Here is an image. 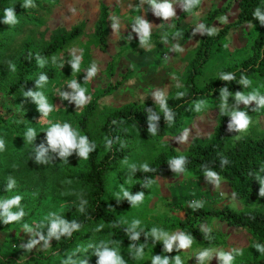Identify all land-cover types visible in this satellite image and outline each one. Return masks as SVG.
<instances>
[{"label":"rangeland","instance_id":"obj_1","mask_svg":"<svg viewBox=\"0 0 264 264\" xmlns=\"http://www.w3.org/2000/svg\"><path fill=\"white\" fill-rule=\"evenodd\" d=\"M239 1L155 0V5H171L174 15L167 18L152 0H53L44 9L27 1L19 4L11 2L10 7L19 10L14 13L15 24L6 23L5 12L0 13V116L4 121L0 125V140L4 141V148L0 150V202L19 195L22 197L20 205L13 206L10 211L15 213L22 208L25 213L19 221L5 224L3 209L0 208L1 264H9V261L25 264L39 253L53 252L54 242L62 235L58 234V240L56 236L49 240L51 220L62 219L64 213L78 206L85 196L76 177L86 170L87 159L82 158L78 150L61 157L60 150H53L48 140L41 139L40 135L55 124L63 126L67 123L77 133V139L85 136L79 125L86 109L95 105L97 109L88 132L96 144L97 157L103 158L108 150L103 133L107 113L132 102H150L160 108L158 96L162 95L165 104L184 91L191 62L209 17L217 10L228 9L210 24V34L218 35L230 28L214 48L212 58L196 84L202 88L216 81L220 74L240 68L251 57L264 7L259 11L260 16L254 15L249 23L232 26L238 19ZM103 6L110 14L106 51L101 50L94 35ZM183 13H187L185 18H181ZM142 23L148 25V36L144 35ZM75 28L83 30L78 40L58 56L30 70L31 79H39L51 72L55 77L53 81L36 89L9 93L12 84L17 82L18 67L26 43L32 51H39L58 32H71ZM77 58L80 59L78 71L73 68ZM93 64L97 71L87 79ZM72 81L85 90L87 99L80 107L73 98L77 90L70 86ZM251 85L245 97L253 93L264 96V83L261 80L255 78ZM28 92L41 93L52 110L45 115L39 102L26 95ZM64 93L67 99L63 98ZM247 108L255 111V114L245 130L235 131L232 143L246 135L264 137V107L260 106L259 98L246 104L236 97L226 101L224 98L209 101L199 105V110L197 106L192 107L186 114L181 132L160 141L146 140L137 133H128L125 145L131 152L124 161L116 163L107 175V200L125 197V191L130 193L138 182L143 166H148L162 151L175 149L180 154L186 153L194 139L206 141L212 136L222 113L233 115ZM29 129L35 131V138L30 142L26 135ZM40 151H45L44 160L47 163L38 162ZM10 180H14L15 184L8 189ZM150 190L142 202L118 213L125 228L150 230L154 242L144 246L141 255L121 241L113 242L109 233H97L77 249L74 260L71 256L60 262L45 264L81 263L79 261L99 264L100 253L105 247L115 251L124 264H152L155 256L167 259L169 264H175L177 256L181 264H224L220 253L231 255V264H242L251 261L255 251L264 254V245L249 233L229 227L215 218L197 222L194 227L200 232L220 235L219 246L206 248L197 238L191 237L190 245L180 249L178 237L184 234L176 225L186 221L196 209L207 212L227 207L238 212L246 209L228 183L217 174L212 177L208 174L182 173L157 178ZM135 221L139 223L134 225ZM25 224L31 231L25 229ZM153 229L157 230L159 238L152 235ZM172 237L177 239L172 244V251L168 252L166 244ZM32 240L38 243L28 249L27 245ZM45 240H48L47 245ZM204 251H208L209 256L201 261L198 255ZM77 253H81V256Z\"/></svg>","mask_w":264,"mask_h":264},{"label":"trees","instance_id":"obj_2","mask_svg":"<svg viewBox=\"0 0 264 264\" xmlns=\"http://www.w3.org/2000/svg\"><path fill=\"white\" fill-rule=\"evenodd\" d=\"M26 1L35 7L44 9L53 0H0V13L9 8L13 9V13H15L19 10L10 7V3L17 2L19 4ZM263 7L264 0H240L238 19L232 26H243L249 23L256 10L260 11ZM227 10H217L209 17L199 48L191 62L185 90L179 93L181 95L177 94L165 103L171 114V120L166 119L161 107L150 102H132L108 112L103 124L108 150L105 156L99 159L95 151L96 144L88 132L89 123L97 108L95 105H90L86 109L79 128L87 137L92 150L87 157L86 170L76 177L85 196L78 206L68 209L62 216V219L69 224L73 221L76 222L79 228L72 231L71 235H62L58 241H55L52 249L54 253H39L26 261L25 264L60 262L71 256L74 260L77 249L97 233H109L113 242L121 241L135 251L141 247L152 245L154 241L149 229L130 230L125 228L118 218V213L142 202L150 194V186L155 179L182 173L205 175L213 172L217 174L228 183L235 197L246 207L241 212L228 207L208 212L196 209L186 221L176 225L184 235L197 238L206 248L219 246L220 235L200 232L194 227L197 222L215 218L229 227L249 233L258 243L264 245V196L260 194L264 189V137L253 138L246 135L232 143L237 128L233 122V115L227 113L221 114L218 126L208 140L194 139L184 154L178 153L175 149L164 150L148 165L150 171H141L138 182L132 188L130 195L136 196L144 193L142 201L133 204L127 197L112 201H108L106 198L107 175L116 163L124 161L131 152L125 145L128 133L134 132L146 140L160 141L166 136L181 132L185 126L186 114L192 107L224 98L221 95L222 90L227 89V99H230L235 98L237 93L246 94L251 89V82L255 78L264 83V23L260 19L251 57L240 68L220 74L216 81L206 84L202 88L196 84V80L203 74L205 65L212 58L214 48L230 28L227 27L218 35H213L209 32L210 24L218 15L226 13ZM186 16L187 13H183L181 18ZM262 16H264V12ZM109 17L108 9L103 6L94 34L98 46L103 51L108 48L107 24ZM82 34L81 28H75L71 32H58L53 40L39 51H32L30 45L26 43L18 67L17 82L12 84L9 93L15 94L21 90L36 89L53 81L54 75L48 72L43 75V77H47V80L38 86L37 81H40L42 76L39 79H31L29 77L30 70L33 66L58 56ZM227 75H233L234 79L225 80L222 78ZM245 77L250 81L249 84L243 82ZM241 112H245L249 120L255 114V111L249 108ZM3 123V118L0 116V125ZM152 125L155 126L154 135L150 132ZM47 132L41 134L40 138L48 140ZM182 157L184 158L182 170L175 171L174 161ZM225 160L226 163H224ZM255 207L263 209H253ZM136 233L140 234L138 240L132 239ZM156 246L161 248L159 244ZM77 255L81 256V253H77ZM14 262L9 261L8 263L16 264ZM79 262L81 263L73 264H91L85 261ZM242 264H264V254L255 251L252 260Z\"/></svg>","mask_w":264,"mask_h":264},{"label":"clouds","instance_id":"obj_3","mask_svg":"<svg viewBox=\"0 0 264 264\" xmlns=\"http://www.w3.org/2000/svg\"><path fill=\"white\" fill-rule=\"evenodd\" d=\"M152 2L155 5V0H152ZM197 2H199V0H197ZM155 6L160 9V11L163 13L165 18H167L169 15H174V13L171 11V5H155ZM5 14L7 16L6 23L15 24L17 22L16 17L14 16V13H13V9H11V8L6 9ZM255 15L260 16L259 9L256 10ZM260 19H261L262 23H264V16H260ZM141 27L144 31V35L148 36L149 35L148 25L145 23H142ZM79 63H80V59L77 58L75 63L73 64V68L76 69L77 71L79 70ZM96 71H97V69H96L95 65L93 64V67L88 72L87 79L94 76ZM222 78L225 80H232V79H234V76L233 75H227V76H223ZM46 80H47V77L42 76L40 78V81H37L38 86H39V84H41L42 82H45ZM243 82L245 84L250 83V81L246 77L243 79ZM70 86L73 89L77 90V95L73 98L76 100L78 107H80L82 104H84L86 102V99H87L85 97V90L82 87H79L77 85L76 81H72ZM26 95L32 96L34 99H36L39 102L40 109L43 111V113L45 115H47L52 110L51 106L47 104L44 96L41 93L28 92V93H26ZM179 95H181V94H179ZM221 95H222V97H224V99L226 101L227 96H228L227 89L222 90ZM62 96L64 99L68 98L66 93L62 94ZM236 98L238 101H244L246 104L248 103L249 100H256L257 98H259L260 106L264 107V96H260L258 93H253L249 97H245V95H243L242 93H237ZM158 99H160V101H161V108L163 109V111L165 113L166 119L171 120V114L163 102L162 95L158 96ZM222 108H223V106H222ZM197 109L199 110V104L197 105ZM233 122H234L237 130L243 131L247 128L250 121H249V118L247 117L245 112H235L233 114ZM230 127H231V125H230ZM150 132L152 133V135L155 134V126L154 125L150 126ZM26 135H27L28 141L30 142L31 140H33L35 138V131L33 129H29ZM185 138H186V136H185ZM47 139H48L49 145L51 146V148L53 150H56V149L60 150V156L61 157H67L68 155L71 154V152L73 150H78L79 155L82 158L87 159L89 152L92 150L89 146L87 137L86 136H79V139H77V133L74 132L72 130L71 126L67 123H65L63 126H61L60 124L53 125L50 128V130L47 132ZM3 148H4V141L0 140V150H3ZM44 156H45V151H40L39 156L37 158L38 162L47 163V161L44 160ZM226 162L227 161L225 160L224 163H226ZM183 163H184L183 157L179 160H175L174 161V170L175 171H181ZM143 170L144 171H150L151 169H149L148 166L145 164L143 166ZM208 175L215 177L216 174L213 172H209ZM14 184H15V181L10 180L8 183V189H11L12 187H14ZM260 194L262 196H264V189L261 190ZM143 195H144V193H140L136 196H131L129 192H127V191L124 192V196L127 197L133 204H136V203L142 201ZM21 200H22V197L17 195L15 197H13L12 199L0 202V208L3 209L2 216L4 217V223L5 224H9V223H12L14 221H19L25 215L22 208L20 209V211L15 212V213L10 211V209L13 206H19ZM52 215L54 216L55 214H52ZM138 223H139V221H135L134 225L138 224ZM24 227L26 230L31 231V229L29 228V226L27 224H25ZM78 228H79V225L74 221L71 224H69L67 221L60 219V218L52 219L51 220V229L49 232V240L51 239L52 236H56V238L58 240L59 239L58 234H60V235H71L72 231L77 230ZM139 235H140L139 233H136L132 237V239L138 240ZM152 235L157 236V238H159V235L157 234L156 229L152 230ZM41 239H44V237L41 236ZM175 239H177V237H172V239L167 242L166 250L168 252L172 251V244L175 241ZM178 239L180 241V249L187 248L190 245L191 240H192L191 237L184 236V235H180L178 237ZM37 243H38V241L32 240L27 245L28 249H32L33 247H35V245ZM47 243H48V240H45V245H47ZM262 251H264V250H262ZM142 252H143V247H141L140 249L137 250V255H141ZM208 256H209V252L204 251L198 255V259L203 261V259L205 257H208ZM220 258L224 261V264H231V261L233 259V257L231 255H227L224 253H220ZM99 264H124V261L120 257L117 256L115 251L109 250L107 247H105L104 251L100 253ZM152 264H169V261L167 259L162 260L159 256H155L152 260ZM175 264H181V260H180L179 256H177L175 258Z\"/></svg>","mask_w":264,"mask_h":264}]
</instances>
